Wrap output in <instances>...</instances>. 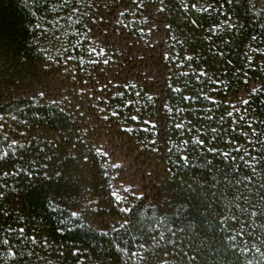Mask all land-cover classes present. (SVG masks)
I'll list each match as a JSON object with an SVG mask.
<instances>
[{
    "label": "trees",
    "instance_id": "1",
    "mask_svg": "<svg viewBox=\"0 0 264 264\" xmlns=\"http://www.w3.org/2000/svg\"><path fill=\"white\" fill-rule=\"evenodd\" d=\"M108 3L0 0V264H264V11L149 2L167 44L143 68ZM127 144L162 173L138 198Z\"/></svg>",
    "mask_w": 264,
    "mask_h": 264
},
{
    "label": "rangeland",
    "instance_id": "2",
    "mask_svg": "<svg viewBox=\"0 0 264 264\" xmlns=\"http://www.w3.org/2000/svg\"><path fill=\"white\" fill-rule=\"evenodd\" d=\"M252 1L261 11H264V0ZM135 2H137V5L132 6L130 5L132 3L128 0H109L107 5L109 11L107 13L112 15L111 18L106 16L107 20L104 22L108 27L116 25V34H125L124 38L129 41L132 55H135L136 58H141L142 53L146 52V48L154 50L147 51V56L144 58L146 62H142V66L145 68L148 66L149 58L162 50V44L163 48L166 47L167 40L164 36V26L159 25L157 22H148L147 19L149 13L156 14L148 5L149 2L156 3V0H135ZM124 6L128 7L124 8ZM137 19L140 24L134 25L133 22ZM107 26L103 28L105 29L104 32L109 31ZM96 44L100 47L99 43ZM139 64L136 66H139ZM151 64L150 62L149 66ZM128 145L124 147V153L119 151L116 156L114 155L115 157H111L114 183L117 186L119 197L124 199L143 196L159 184L162 175L157 164L150 161L144 154L127 151ZM121 146L123 148V144Z\"/></svg>",
    "mask_w": 264,
    "mask_h": 264
},
{
    "label": "snow or ice",
    "instance_id": "3",
    "mask_svg": "<svg viewBox=\"0 0 264 264\" xmlns=\"http://www.w3.org/2000/svg\"><path fill=\"white\" fill-rule=\"evenodd\" d=\"M192 7L195 8L196 5L193 4ZM74 11H75V10H74ZM95 51H96V50L93 49V52H95ZM102 54H103V50H101L100 53H98V55H102ZM187 59H191V58L188 57ZM94 62H95V61H94ZM104 62L107 63L106 60H105ZM185 75H187V73H185ZM200 75H205V73H200ZM176 91H179V89H176ZM184 99H185V101H188V100H190L191 98H190V97H184ZM209 99H210V98H209ZM212 102L215 103V101H212ZM243 103H244L245 105H247V104L249 103V101L245 100ZM113 115H116V113H113ZM227 115H228L229 117H231V116L233 115V113H232V112H229V113H227ZM211 118H212V117H209V119H211ZM132 119H133V120H136V119H138V117H135V116H134V117H132ZM221 119H223V117H221ZM241 119H243V117H241ZM233 123H235V121H233ZM175 126H176L177 128H182V127H183V125H181V124H177V125H175ZM247 126H248L249 128H252V125H251L250 123H249ZM145 130H147V129H145ZM188 130L191 131V129H188ZM211 131H212L213 134H215L216 131H217V129L213 128ZM253 133L255 134V129H253ZM244 135H247V134H244ZM213 139H215V135H213ZM226 142H227V143H235L234 141H226ZM184 143L187 144L188 142L185 141ZM196 143L199 144L201 147H203V145H204V141H203V140H198V141H196ZM249 143H251V141H249ZM208 151L214 153L216 150H215V149H208ZM233 151H235V152H240V151H241V148H240V147H235V148L233 149ZM244 151H245V155H247V154H248V153H247V149H245ZM222 155L224 156L225 160H228V159L230 158L231 160L235 161V160L237 159L236 156H231L230 152H223ZM245 155H241V156H239V160L244 161L245 166H246V167H251V168H252V171L255 172V167H254V165H252V164L250 163V161L245 160ZM182 159H183L185 165H187L188 162H189V158H188L187 156H184V157H182ZM257 159H258L257 157H252V160H257ZM237 170H238V169H237ZM250 179H251V178H245V180H246V181H249V182H250ZM241 182H243V181H236L237 184H238V183H241ZM237 207H239V205H237ZM251 215H256V213L253 212ZM232 219H236V217L233 216ZM21 231H22V230H21ZM233 239H234V238H233ZM4 243H7V241H4ZM242 251H243V250H242ZM257 251H259V249H257Z\"/></svg>",
    "mask_w": 264,
    "mask_h": 264
}]
</instances>
